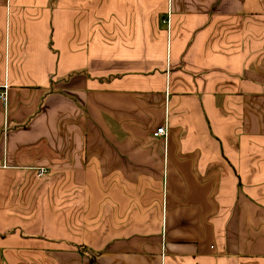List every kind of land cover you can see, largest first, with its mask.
Segmentation results:
<instances>
[{
	"label": "crops",
	"instance_id": "0c3cea01",
	"mask_svg": "<svg viewBox=\"0 0 264 264\" xmlns=\"http://www.w3.org/2000/svg\"><path fill=\"white\" fill-rule=\"evenodd\" d=\"M77 246L264 264V0H0V264Z\"/></svg>",
	"mask_w": 264,
	"mask_h": 264
},
{
	"label": "rangeland",
	"instance_id": "374dc122",
	"mask_svg": "<svg viewBox=\"0 0 264 264\" xmlns=\"http://www.w3.org/2000/svg\"><path fill=\"white\" fill-rule=\"evenodd\" d=\"M134 198H132V203H131V205H134ZM82 204H84V203H82ZM150 205L151 204H149V205H146L145 206V210H148V208L150 207ZM85 213L86 212H81L80 210L78 211V212H76V213H74L73 211L72 212H70V214L68 215V220H69V222H71V221H73L75 218H73V215L75 214V216H76V214L78 215V217L76 218V220L77 219H80V216H81V222H82V224H83V226H85V225H89V221H90V219H89V217H86L85 216ZM106 214V211H105V207H103L102 208V211H101V213H99V212H97V215H99V218H98V223H100L99 225H103L104 224V222H105V220H106V217H104V215ZM92 220H94V219H92ZM88 231H89V229H87Z\"/></svg>",
	"mask_w": 264,
	"mask_h": 264
},
{
	"label": "built area",
	"instance_id": "2783aa9c",
	"mask_svg": "<svg viewBox=\"0 0 264 264\" xmlns=\"http://www.w3.org/2000/svg\"><path fill=\"white\" fill-rule=\"evenodd\" d=\"M3 100H5L3 97H1ZM167 131L165 127L158 128L155 133L153 134L154 137H166ZM34 173L36 177H43L48 174V170L45 168H36L34 169Z\"/></svg>",
	"mask_w": 264,
	"mask_h": 264
},
{
	"label": "trees",
	"instance_id": "16d2710c",
	"mask_svg": "<svg viewBox=\"0 0 264 264\" xmlns=\"http://www.w3.org/2000/svg\"><path fill=\"white\" fill-rule=\"evenodd\" d=\"M77 250L82 256H86L89 259V264H94L96 253L88 255V250L84 246H77Z\"/></svg>",
	"mask_w": 264,
	"mask_h": 264
}]
</instances>
